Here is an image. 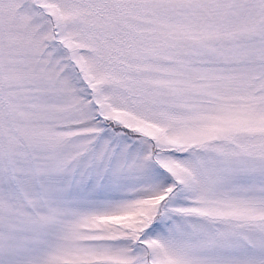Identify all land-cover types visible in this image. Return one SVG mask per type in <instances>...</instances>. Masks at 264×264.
<instances>
[{"label":"snow or ice","instance_id":"snow-or-ice-1","mask_svg":"<svg viewBox=\"0 0 264 264\" xmlns=\"http://www.w3.org/2000/svg\"><path fill=\"white\" fill-rule=\"evenodd\" d=\"M0 264H264V0H0Z\"/></svg>","mask_w":264,"mask_h":264}]
</instances>
